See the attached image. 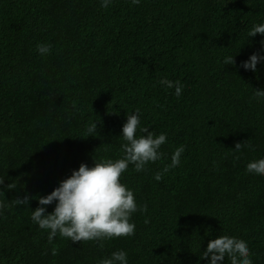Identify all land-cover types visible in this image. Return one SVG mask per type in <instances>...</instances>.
Returning a JSON list of instances; mask_svg holds the SVG:
<instances>
[{
  "label": "trees",
  "instance_id": "16d2710c",
  "mask_svg": "<svg viewBox=\"0 0 264 264\" xmlns=\"http://www.w3.org/2000/svg\"><path fill=\"white\" fill-rule=\"evenodd\" d=\"M101 4L0 0V264H100L120 250L128 264H210L201 257L223 235L245 241L253 264H264V175L246 170L264 159V98L255 97L264 60L255 72L242 67L264 56V35L249 37L264 24V0ZM229 56L235 65L224 63ZM162 79L180 81L181 96ZM137 109L140 127L167 141L146 171L129 164L121 177L148 207L131 216L135 235L103 248L59 234L50 244V230L31 219L39 201L13 200L51 194L81 164L123 158L122 129ZM249 139L255 151H234ZM181 146L180 164L163 172Z\"/></svg>",
  "mask_w": 264,
  "mask_h": 264
},
{
  "label": "clouds",
  "instance_id": "9594fccd",
  "mask_svg": "<svg viewBox=\"0 0 264 264\" xmlns=\"http://www.w3.org/2000/svg\"><path fill=\"white\" fill-rule=\"evenodd\" d=\"M111 0H102V7L107 8ZM133 4H139L140 0H132ZM257 34L264 35V24L256 25L249 32V37ZM264 44V41H261ZM41 55L51 52V46L47 44L37 45ZM264 60V56L253 54L248 61L243 62L245 70L257 71V64ZM226 65H235V58L229 56L224 60ZM161 85L167 88H175V95L181 96L183 85L180 81H170L162 79ZM255 97L264 98V91L255 90ZM140 110L135 114H128L127 122L124 124L122 138L126 143L121 145L124 153L123 158L113 161L106 159L102 162L95 160V166L89 167L81 164L79 170H74L72 175L60 183L51 194L47 196L31 197L25 195L22 199L17 197L13 200L15 205H29L30 199H37L41 207L32 211L31 219L37 223L41 229L50 230L48 240L51 244L53 239L59 234L63 238L69 239L73 243L99 240L100 248L104 247L103 241L113 238L130 237L135 235L136 226L130 222L132 214L137 211L146 213L147 205L138 207L133 191L121 183L122 175L128 170L129 164L134 165L136 172L147 170V165L160 160L163 153L160 148L166 143V134H155L148 128H141ZM138 128L145 135L137 137ZM97 124H92L87 128L89 134L94 133ZM93 137V136H89ZM251 139L235 144L234 151H241L244 148L255 151ZM184 152L183 146L177 148L171 157V164L163 169L167 172L180 164L181 154ZM239 159V157H237ZM247 172L257 175H264V159L249 162ZM162 173H157L155 179L162 180ZM4 184V179H0V185ZM11 189L14 186L8 185ZM56 203L54 212L46 214L43 206ZM5 207L0 202V210ZM149 221L146 219L145 223ZM58 254V246L52 248V255ZM250 250L243 240L227 235L220 236L208 243L207 250L203 253L202 259L210 256V264H218L228 257L231 264H253L250 258ZM100 264H128L127 253L123 250L113 252L110 258L100 261Z\"/></svg>",
  "mask_w": 264,
  "mask_h": 264
}]
</instances>
